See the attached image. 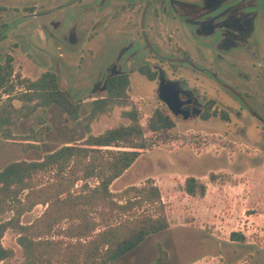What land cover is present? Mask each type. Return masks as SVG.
<instances>
[{
    "label": "rangeland",
    "instance_id": "rangeland-1",
    "mask_svg": "<svg viewBox=\"0 0 264 264\" xmlns=\"http://www.w3.org/2000/svg\"><path fill=\"white\" fill-rule=\"evenodd\" d=\"M175 1L202 5L205 0ZM66 5L74 8L72 12L62 8ZM78 7H89L83 9L89 13L83 15ZM175 9L171 0H0V65L11 56L15 75L31 80L48 71L57 73L63 89L84 101L80 116L85 118L92 102L107 95L100 91L87 97L94 92L95 82L110 75L124 47L133 41L146 45L147 38L153 51L139 48L141 52L124 58L122 68L131 80L129 95L145 126L154 110L164 106L176 123L175 135L168 145L145 151L111 190L119 194L153 180L161 190L170 228L114 264H264V0H259L252 40L258 46L259 64L243 48L221 54V32L200 37L196 35L200 31ZM59 19L67 20L65 27L53 29L51 25L45 33L43 26ZM70 20L80 22L75 41L64 37ZM144 65L161 69L168 80L184 81L196 91L202 115L214 103L212 112L227 113L230 122L174 115L160 99L159 79L151 82L134 72ZM241 73L250 78L242 79ZM13 81L18 84L17 78ZM21 88L18 85L16 90ZM5 99L7 95L0 90V102ZM124 110L129 109L117 108L96 121L92 133L100 135L127 125L129 121L121 116ZM40 116L50 131L38 150L26 151L22 142L6 141L0 135V170L12 162L41 161L86 138L85 130L65 118L59 108L39 111L20 122L15 135L28 136L38 130ZM213 174L215 183L210 179ZM189 177L207 185L205 198H193L184 191ZM45 210L36 207L23 217V224L33 223ZM233 233L246 237V242L234 241ZM17 238L12 231L6 233L3 245L15 254L1 264L22 263Z\"/></svg>",
    "mask_w": 264,
    "mask_h": 264
},
{
    "label": "trees",
    "instance_id": "trees-1",
    "mask_svg": "<svg viewBox=\"0 0 264 264\" xmlns=\"http://www.w3.org/2000/svg\"><path fill=\"white\" fill-rule=\"evenodd\" d=\"M186 58L190 59L189 54ZM140 73L150 81L158 76L148 67ZM18 85L22 86L20 91L16 90ZM130 87L129 74L114 75L107 95L94 100L89 114L82 118L84 101L69 96L57 73L48 71L31 80L15 75L11 56L0 65V90L7 95L0 102L2 138L22 142L26 151L40 149L50 131L44 116L38 117L40 128L28 136H16L13 130L54 105L86 132L81 144L63 146L41 161L12 162L0 170V264L15 254L3 245L8 231L18 236L24 257L21 264H114L151 236L170 228L161 190L153 180L119 194L111 190L145 151L168 145L175 135L176 123L164 106L154 110L146 126L142 124L140 109L129 95ZM213 104L201 119L220 118L229 123L227 113L212 112ZM117 108L129 109L121 113L129 123L94 135L92 125ZM210 179L215 183L217 177L213 174ZM184 191L190 197L205 198L207 185L189 177ZM38 206L46 207L42 216L23 224V217ZM7 215L10 218L5 219ZM231 238L246 242L240 233Z\"/></svg>",
    "mask_w": 264,
    "mask_h": 264
},
{
    "label": "flooded vegetation",
    "instance_id": "flooded-vegetation-1",
    "mask_svg": "<svg viewBox=\"0 0 264 264\" xmlns=\"http://www.w3.org/2000/svg\"><path fill=\"white\" fill-rule=\"evenodd\" d=\"M171 1L174 8H178L175 9L178 10V13L176 12L177 15H180L179 17L185 20L186 22H188L193 29L196 28L197 32L198 30L200 31L196 35L200 37H206V36H214L219 32L222 33V45L220 47L221 54L229 52L236 47L243 48L248 50L252 58L258 64L260 63L261 57L258 55V46L252 42L255 36V21L258 15L259 0H240L237 2H235L234 0H205L202 5L190 4V3L186 4L181 1L176 2L175 0H171ZM66 7H68V9L71 12L74 9L73 7L71 8V6L69 5L63 6L62 8H66ZM85 8H89V7H78L77 10L83 11V9ZM82 13L83 15H85L86 13L89 12L86 9V11L85 12L83 11ZM69 18L70 17L68 16V19ZM71 21L72 20H70V22ZM55 22H56L55 24L50 23V25L43 26L45 33H47L46 30H49L51 25H53L52 26L53 29L56 28L58 29L61 28L63 24L65 25L67 20L65 22L63 19H59L56 20ZM79 24L80 22L78 20H74L71 22V25L69 26L67 33H65L64 35L67 41H75L74 38L80 36ZM133 42L134 43H132V45H130L129 47H124L120 59L116 63H114L111 66L110 70L108 71V75L109 74L110 75L107 76L106 74L105 81H100L99 79L95 82V85L93 86L95 89L92 88L94 89L93 90L94 92L88 94L87 95L88 98H91L93 94L96 92L99 93L101 91L107 93L109 80L114 75L122 74V73L128 74V72L123 71L122 68L124 66L123 64H124L125 55L128 54V56H132L136 52L139 53L138 51L141 52L139 48L146 51H150L152 48L147 38L145 39L146 45L143 46L138 41H133ZM151 51H153V49ZM221 57L223 56L220 55L219 58ZM144 67H148L152 70V68L149 65H144ZM140 69H142V67L139 66L136 71L134 70V72L140 73ZM153 71L158 73L157 79H159V88L162 82L166 86H170L173 89L174 94L177 95V97L179 98V101L182 104V109L184 111L191 112L194 109H196V107H201L200 98L196 94H194V92L196 91H193V89L189 85L187 86V84L184 81L168 80L167 77L165 76V73L161 69H156ZM241 76L242 79L250 78V75L246 73H241ZM155 81H151V82H155ZM67 93L71 97L76 96V98H78L76 93H70V91H67ZM236 95L239 98L241 97L239 93H237Z\"/></svg>",
    "mask_w": 264,
    "mask_h": 264
},
{
    "label": "water",
    "instance_id": "water-1",
    "mask_svg": "<svg viewBox=\"0 0 264 264\" xmlns=\"http://www.w3.org/2000/svg\"><path fill=\"white\" fill-rule=\"evenodd\" d=\"M159 96L161 101L169 108V110L176 116H184L185 118H198L202 114V108L196 107L191 112L184 111L182 104L177 95L174 94L170 86H166L163 82L159 88Z\"/></svg>",
    "mask_w": 264,
    "mask_h": 264
},
{
    "label": "crops",
    "instance_id": "crops-1",
    "mask_svg": "<svg viewBox=\"0 0 264 264\" xmlns=\"http://www.w3.org/2000/svg\"><path fill=\"white\" fill-rule=\"evenodd\" d=\"M63 88V87H62ZM84 105V104H83ZM53 108H59L58 106H53V107H51L49 110H51V109H53ZM60 110H61V112L64 114V116H65V118H67L68 119V116H67V114L61 109V108H59ZM69 121H71V119H68Z\"/></svg>",
    "mask_w": 264,
    "mask_h": 264
}]
</instances>
